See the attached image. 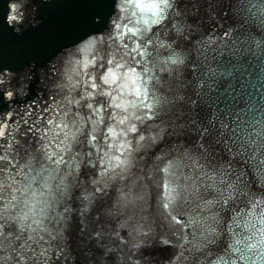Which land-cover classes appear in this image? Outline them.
Wrapping results in <instances>:
<instances>
[{"label":"clouds","instance_id":"clouds-1","mask_svg":"<svg viewBox=\"0 0 264 264\" xmlns=\"http://www.w3.org/2000/svg\"><path fill=\"white\" fill-rule=\"evenodd\" d=\"M4 0L9 37L45 5ZM44 58L0 64V264H264V0H105ZM98 26V27H96Z\"/></svg>","mask_w":264,"mask_h":264},{"label":"water","instance_id":"water-1","mask_svg":"<svg viewBox=\"0 0 264 264\" xmlns=\"http://www.w3.org/2000/svg\"><path fill=\"white\" fill-rule=\"evenodd\" d=\"M3 2L0 0V5ZM59 2L41 9V15H48L49 20L42 26L40 33L29 34L24 38L9 37L0 26V64L4 62L5 66L16 67L28 59L44 58L58 47L77 39L85 30H91L92 15L106 16L111 11V3H105V0ZM224 87L226 90H222L217 103L228 107L236 102L231 77Z\"/></svg>","mask_w":264,"mask_h":264}]
</instances>
